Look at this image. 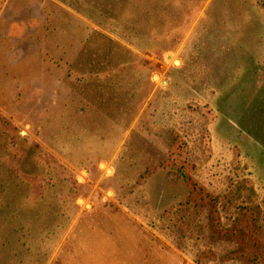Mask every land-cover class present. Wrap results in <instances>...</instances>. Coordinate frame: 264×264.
Returning a JSON list of instances; mask_svg holds the SVG:
<instances>
[{
  "label": "rangeland",
  "instance_id": "1",
  "mask_svg": "<svg viewBox=\"0 0 264 264\" xmlns=\"http://www.w3.org/2000/svg\"><path fill=\"white\" fill-rule=\"evenodd\" d=\"M0 264H264V0H0Z\"/></svg>",
  "mask_w": 264,
  "mask_h": 264
},
{
  "label": "water",
  "instance_id": "2",
  "mask_svg": "<svg viewBox=\"0 0 264 264\" xmlns=\"http://www.w3.org/2000/svg\"><path fill=\"white\" fill-rule=\"evenodd\" d=\"M177 63H178V61H177Z\"/></svg>",
  "mask_w": 264,
  "mask_h": 264
}]
</instances>
